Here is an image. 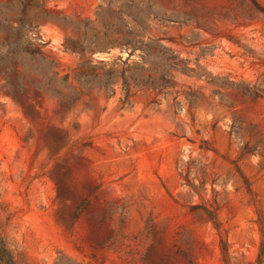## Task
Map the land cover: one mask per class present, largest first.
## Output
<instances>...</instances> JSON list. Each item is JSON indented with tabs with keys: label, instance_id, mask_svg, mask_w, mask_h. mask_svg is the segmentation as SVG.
<instances>
[{
	"label": "rangeland",
	"instance_id": "obj_1",
	"mask_svg": "<svg viewBox=\"0 0 264 264\" xmlns=\"http://www.w3.org/2000/svg\"><path fill=\"white\" fill-rule=\"evenodd\" d=\"M155 39L165 95L79 87ZM41 57L82 96L36 88ZM0 237L15 264H264V0H0Z\"/></svg>",
	"mask_w": 264,
	"mask_h": 264
},
{
	"label": "trees",
	"instance_id": "obj_2",
	"mask_svg": "<svg viewBox=\"0 0 264 264\" xmlns=\"http://www.w3.org/2000/svg\"><path fill=\"white\" fill-rule=\"evenodd\" d=\"M19 26L20 30H25L26 24L22 18H19ZM74 28L78 31L81 38L78 44V50L81 53H85L90 48L85 45L86 39L90 36V31L86 25H75ZM137 50L140 51V56L143 61L141 64L133 65L131 70L122 68L119 72H115L110 68L101 75L91 74L89 79H87L86 75H82L77 79L79 87L82 88L88 85L91 89L96 88L98 91L104 90L108 96H111L116 92L115 86L120 84L121 90L124 93L123 103H129V98L133 95V92L135 93L139 90L153 93L155 96L160 94L165 95L167 93L166 90L171 87L170 80L173 78L172 71L176 70L173 62L176 56L173 55V51L162 45L160 39H155L144 47L132 45L129 50V56L133 55ZM145 63H148L149 67H145ZM25 65H27L25 69L35 74V76H37V71H42L43 73L39 78H27L30 79V82L36 88L44 89L46 92H54L57 96L63 98H72L76 94L82 96L79 88L72 89L71 93L63 92V89L70 85L68 76L66 74L61 76L53 63L48 62L44 57L30 60ZM49 74H52V76ZM23 81L24 77L18 75L17 82L19 85L17 90L12 91V96L15 97L18 93H21L24 86ZM203 212L208 220L216 226L215 214L208 209H203ZM0 264H15L1 237Z\"/></svg>",
	"mask_w": 264,
	"mask_h": 264
}]
</instances>
